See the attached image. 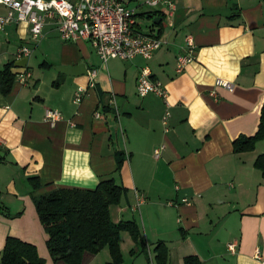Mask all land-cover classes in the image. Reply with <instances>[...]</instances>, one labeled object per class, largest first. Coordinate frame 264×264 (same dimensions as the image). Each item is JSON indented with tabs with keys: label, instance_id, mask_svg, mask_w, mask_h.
<instances>
[{
	"label": "crops",
	"instance_id": "0c3cea01",
	"mask_svg": "<svg viewBox=\"0 0 264 264\" xmlns=\"http://www.w3.org/2000/svg\"><path fill=\"white\" fill-rule=\"evenodd\" d=\"M144 1L125 4L136 9L139 30L167 41L148 60L104 64L87 41H62L54 22L38 43L29 40L26 23L0 33V72L10 63L13 74L21 68L15 67L19 47L33 51L24 66L27 84L14 80L8 95L0 92V253L13 237L35 246L44 264H65L49 255L34 198L60 188L92 190L111 178L125 192L110 207V219L134 221L144 244L142 250L121 232V264H156L158 244L165 246V264H184L188 256L201 264H264V178L254 167L264 145L240 153L232 145L256 133L264 102V0H171L169 22ZM188 36L194 60L176 73V55ZM79 64L96 77L76 104L74 93L87 87V73L70 76L53 67ZM144 68L165 87L166 101L137 95ZM218 79L232 91L216 85ZM48 110L60 114L53 125L44 120ZM117 154L123 160L118 172ZM139 195L145 202L133 211ZM110 263L108 248L81 259Z\"/></svg>",
	"mask_w": 264,
	"mask_h": 264
},
{
	"label": "built area",
	"instance_id": "2783aa9c",
	"mask_svg": "<svg viewBox=\"0 0 264 264\" xmlns=\"http://www.w3.org/2000/svg\"><path fill=\"white\" fill-rule=\"evenodd\" d=\"M143 6L148 9H161V17L167 22L172 19L174 4L171 0H145ZM0 7L6 10L0 14V33L12 23L28 24V37L33 43H38L43 35V29L49 22H54L59 36L64 42L75 40L87 41L100 61L106 63L109 59L130 61L136 57L148 60L161 47L167 44L160 35L139 30L135 8L128 7L125 0H0ZM32 49L21 46L15 53V59L28 58ZM194 60V44L190 36L185 45L180 47L175 59L176 73H182L187 65ZM87 87H78L74 93V103L78 104L95 85L96 71H87ZM31 75L25 67L17 68L14 80L24 86ZM216 85L228 91L233 86L228 81L218 79ZM137 95L145 97L154 94L166 101L167 91L161 82L151 79L147 68L141 70L137 78ZM113 103V101H112ZM101 113L96 112L95 118L100 119ZM168 113H165L162 124L166 125ZM57 110H48L44 120L53 125L60 119ZM167 128H165V132ZM1 142V141H0ZM164 146L155 149V157ZM145 202L143 195L137 196L132 210L139 211ZM180 203L188 204L186 198ZM228 250L234 252L235 244H229Z\"/></svg>",
	"mask_w": 264,
	"mask_h": 264
},
{
	"label": "trees",
	"instance_id": "16d2710c",
	"mask_svg": "<svg viewBox=\"0 0 264 264\" xmlns=\"http://www.w3.org/2000/svg\"><path fill=\"white\" fill-rule=\"evenodd\" d=\"M13 63L0 72V92L8 95L14 84ZM264 141V102L256 133L251 137H239L233 141L235 153L249 152L256 143ZM122 158L117 154V169L120 171ZM254 167L264 178V154L254 160ZM33 183V179H30ZM125 189L109 178L101 180L92 190L55 189L34 198L39 222L47 234L46 247L53 262L81 264L85 252L97 254L109 249L110 264H121L119 235L127 232L135 244H140L141 236L134 221L112 223L110 207L117 205ZM156 264L166 263V249L162 244L155 248ZM144 252V251H143ZM132 255L134 250L130 252ZM184 264H201L196 256H188ZM0 264H44L35 246L17 238L8 237L0 253Z\"/></svg>",
	"mask_w": 264,
	"mask_h": 264
},
{
	"label": "water",
	"instance_id": "95a60500",
	"mask_svg": "<svg viewBox=\"0 0 264 264\" xmlns=\"http://www.w3.org/2000/svg\"><path fill=\"white\" fill-rule=\"evenodd\" d=\"M160 20H161L160 18H155L153 22L160 21ZM26 63H27V58L17 60L15 62V67L17 66L24 67ZM53 68L60 73L70 75V76H78V75H83L87 73L85 66L82 64H79L73 67H53Z\"/></svg>",
	"mask_w": 264,
	"mask_h": 264
},
{
	"label": "rangeland",
	"instance_id": "374dc122",
	"mask_svg": "<svg viewBox=\"0 0 264 264\" xmlns=\"http://www.w3.org/2000/svg\"><path fill=\"white\" fill-rule=\"evenodd\" d=\"M262 142V144L264 145V141H261Z\"/></svg>",
	"mask_w": 264,
	"mask_h": 264
}]
</instances>
